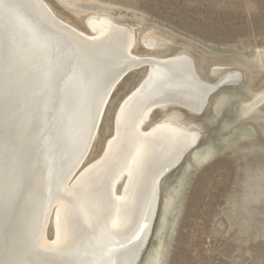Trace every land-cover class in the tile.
Instances as JSON below:
<instances>
[{"label":"rangeland","instance_id":"1","mask_svg":"<svg viewBox=\"0 0 264 264\" xmlns=\"http://www.w3.org/2000/svg\"><path fill=\"white\" fill-rule=\"evenodd\" d=\"M44 1L90 36L102 22L122 26L121 37L132 36L131 53L138 57L186 55L209 83L239 76L213 92L202 112L170 106L155 110L144 126L175 119L197 142L160 182L156 217L137 264H264V0ZM148 70L132 69L118 82L73 180L102 157L122 103ZM51 214L46 236L53 241L55 208Z\"/></svg>","mask_w":264,"mask_h":264},{"label":"bare ground","instance_id":"2","mask_svg":"<svg viewBox=\"0 0 264 264\" xmlns=\"http://www.w3.org/2000/svg\"><path fill=\"white\" fill-rule=\"evenodd\" d=\"M24 1L48 15L75 51H90L94 69L105 76V81L111 77L96 92L104 93L100 99L108 96L115 80L132 69L148 65L149 70L122 103L115 136L109 140L102 157L83 168L75 180L72 178L88 157L84 153L94 143L91 145L95 121L90 116L99 98L90 111L88 125H78L80 121L77 124L74 118L70 123L67 120L63 135L60 138L57 135L53 141V149L50 141H45L44 131L40 133L42 128L33 127V133H29L31 147L27 161L30 180L22 181H28L33 190L28 192L21 222L17 226L9 225L13 230L11 237H7L8 249L0 250V264L7 257L10 261L6 264H26L25 255L33 257L34 262L28 264H35L42 253L46 255L45 264H70V261L72 264L81 261L83 264H134L148 237L162 178L197 142V135L175 119L162 120L148 129L144 126L155 110L170 106L202 112L209 92L219 82L231 83L239 76L229 73L218 82H206L186 55L158 58L132 54V36L122 38L125 33L122 26L102 22L97 24L99 33L90 36L59 19L44 0ZM101 53L105 57L98 58L96 63L95 55ZM74 90L72 95L78 105L82 90ZM122 180L125 182L119 194L117 186ZM18 190L21 192L22 188ZM11 196L4 198V207L10 203ZM53 208L56 238L50 241L46 231Z\"/></svg>","mask_w":264,"mask_h":264},{"label":"water","instance_id":"3","mask_svg":"<svg viewBox=\"0 0 264 264\" xmlns=\"http://www.w3.org/2000/svg\"><path fill=\"white\" fill-rule=\"evenodd\" d=\"M38 8H35L36 11L24 0H0V191H3V194H0V250L8 249L9 238L7 237H11L13 230L9 225L17 226L21 222L23 210L27 205L28 192L33 190L27 184L28 181L22 183L24 179L30 180L27 175V161L31 147L29 133H33V127L42 128L40 133L44 131L45 141H50V148L53 149V141L57 135L58 138L63 135L67 120L70 123L74 118L77 124L80 121L78 125L81 123L88 125L90 111L96 98H99L90 116V120L95 121L94 126L93 123L91 124L94 129L92 145L113 90L124 77L122 75L115 80L108 96L100 99L104 93L98 95L96 92L105 81V76L102 77L96 67L94 69L93 54L87 50L75 51L71 41L68 39L67 41L60 29L52 25V19ZM88 56L90 57L86 59ZM100 57L105 55L96 54V63ZM88 60L90 61L87 62ZM148 62L149 60L145 61V63ZM108 81L105 82L108 83ZM228 83V81L219 82L209 92L206 101L208 102L213 92ZM74 89L82 90L78 105H75V96L72 95ZM34 99L38 101L34 102ZM34 103L41 104L34 105ZM90 150L89 148L84 154L88 156ZM31 180L34 179L31 178ZM18 187L22 188L21 192ZM9 196H11L10 203L4 207L3 200L6 197L8 199ZM156 212L157 206L148 237L134 264H137L149 240ZM50 219L51 216L48 224ZM24 233H26L25 230ZM45 256V253H42L35 264H45ZM24 257H26V264L29 261L34 262L33 257L29 255ZM8 261L10 259L7 257L3 262L1 261V264H6ZM70 262V264L73 263ZM76 264H83V262Z\"/></svg>","mask_w":264,"mask_h":264}]
</instances>
